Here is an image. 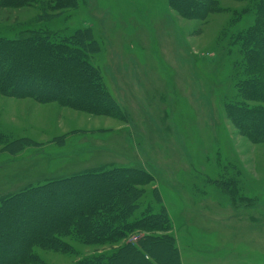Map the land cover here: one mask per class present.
Wrapping results in <instances>:
<instances>
[{"label": "rangeland", "instance_id": "374dc122", "mask_svg": "<svg viewBox=\"0 0 264 264\" xmlns=\"http://www.w3.org/2000/svg\"><path fill=\"white\" fill-rule=\"evenodd\" d=\"M180 1L0 0V38H70L78 53L62 55L63 62L72 59V74L75 65L92 78L100 74L114 101L105 112L98 111L105 102L90 108L97 98L91 88L80 90V105L62 103L54 97L59 85L76 83L68 81L69 71L58 64L39 71L34 58L13 54L0 60V75L13 71L18 81L16 93L0 91V231L9 238L8 254L26 252L27 241L26 255H32L17 264H77L148 235L173 236L180 264H264V133L254 132L250 122L256 119L250 113L264 106L252 96V87L264 94V51L245 40L264 22V0H209L197 16L185 14ZM77 37L94 44H79ZM51 57L41 61L47 65L55 61ZM113 167L142 173L129 221L164 213L168 230H129L100 245L84 244L71 232L64 239L73 253L59 243H33L29 230L43 215V199L45 224L59 215L58 206L80 201L74 190L38 186L56 181L53 189L61 190L87 180L98 187L102 172ZM95 189L86 193L93 196ZM30 190L37 193L21 205L26 214L17 213L18 194ZM155 243L154 263L179 264L166 241Z\"/></svg>", "mask_w": 264, "mask_h": 264}, {"label": "trees", "instance_id": "16d2710c", "mask_svg": "<svg viewBox=\"0 0 264 264\" xmlns=\"http://www.w3.org/2000/svg\"><path fill=\"white\" fill-rule=\"evenodd\" d=\"M5 1L6 0H1V2L3 3L12 4L14 2H17V5H21L25 2H28L29 0H8L7 2ZM73 1L74 0H72V2ZM208 1L209 0H189V3L186 5V3L181 0L180 4L182 7V11H184L185 14H189L190 16H197L204 15V6L206 5L205 2ZM202 2H204V4ZM260 27L264 28V22L262 23V20L258 21V23H256L254 27L249 29V31L245 35V40H247L249 43H253L256 47L258 45L261 50L264 51V31H262L263 33L256 32ZM51 36L52 35L50 34L44 35L43 33H31L28 37H23L19 40H7L0 38V60L4 58H10L9 55L11 54L18 56V58L29 57L31 59L34 58V60L36 61L35 66H38L39 71H43L46 68H55V65L58 64L61 69L69 71L72 74V68L70 67L72 64V59L70 61L67 60V62L64 63L62 55L67 56V54H70L71 52L78 53L77 44L70 42V38L67 37L52 40ZM72 38H76V35ZM87 38L90 37H77V43L80 44L85 41L87 47H89V44L91 42L94 44L93 39H91L92 41H89L86 40ZM53 52H57L59 54V57L55 58L56 56ZM51 56H53V58ZM43 57H51L52 59H55V61L50 60L49 63L47 62V65H44L45 63L41 61ZM85 63L87 64L89 70L92 71V73H94V70L97 74V71L95 70L97 68L94 65H92L90 62ZM26 66H31V64H26ZM74 68L76 69L75 73H73L72 76L69 75L70 77L67 78L69 79L68 81H75L77 83V88H75L76 83L75 85L60 84L58 87L59 92L54 97H58V100L62 103L64 102L72 106H78L80 104L78 103V101L75 100L80 97V90H91V88H93V91L91 92H94V97L97 98H91L90 108L96 109L97 107H100L99 102L100 104L105 102V107L100 108L98 110L101 112H105L108 109V105L110 104L109 102L114 101L105 90L103 84L99 82V80L101 79L100 74H97L98 79H96L92 78V75L88 73V71L87 73H84V70L83 72L80 71L79 65H75ZM27 71L33 72V70ZM1 73L2 74L0 75V91L9 94L16 93L18 90V81L17 76L15 78V73L13 71ZM91 79L98 80V83L91 82ZM247 83L248 82H246L245 85H247ZM245 88L246 91L249 93L248 88ZM252 88V96L257 100L264 101V94H257L256 88ZM32 94L35 95L37 98H39L40 96L38 92L33 91ZM62 94H64V96H62ZM46 97V99L49 98L47 95ZM259 113H261V115H258ZM252 115L256 116L255 120L250 117V122L253 123L252 128L254 132L260 131L264 133V106H258L257 108H255V110L250 113V116ZM261 122H263L262 125ZM15 143L16 141L9 144V146L14 147ZM102 173L103 174L101 175L103 181L98 187L93 185V181L87 180L73 183L71 186L67 185L65 187H62L61 190L53 189V185L57 183L56 181L48 182L40 187L38 186V188H40V191L51 190L55 191V193L58 192L62 194L74 190L75 192H79L77 195L80 194V201L76 203L71 202V204L69 203L68 205L58 206L57 208L59 210L57 214L59 215L51 219V222H49L47 219L48 224H45L44 219L47 214L46 209L48 207L46 206H48V204L43 199L40 202V204H42L45 209L43 215L41 214V219L37 223L38 225L35 227L36 223H32L31 225L34 227H31V229L29 230V237H34V244L42 245L44 247L49 248L56 247V243H59L60 247H65L67 248L68 252L73 253L76 250L73 247H70L68 242L64 239L66 236L70 235L71 232L76 233L84 244L100 245L103 243L117 242L121 240L122 237L125 238V234H127L129 230H135L139 228H142L143 230L155 229L157 231L168 230V228L170 227V219L168 218L167 214L164 213L149 214L140 218L137 221H129V214L131 213V211H133V209L137 208L135 203H137L136 200L141 195V192H139L135 188V185H137L136 182L138 181L136 177L140 178V176L142 175L141 171L131 168L113 167ZM112 173H116V176L110 175ZM115 177L117 179H115ZM150 177L151 176L148 175V178ZM89 187L97 188L95 190L98 191L95 192L92 196L88 192L86 193V191L90 189ZM109 189L113 190L112 193L109 192ZM27 192L29 195H26ZM36 193L37 191L30 190L26 192L24 191L22 194H18L19 198L15 201L16 205H13V208H16L19 211L17 213L26 214V212H24V210L22 209L21 205L27 202L26 200L29 198V196L32 199L33 194ZM160 216H163L162 222H156V224H153L154 226L156 225L159 228H155L152 224L148 226H142L146 225V223H148L150 219H156ZM31 218H34V216H32ZM119 218H121L122 220L120 226L117 225V222H114ZM117 229H119V232L115 233V231H118ZM56 234L59 235L57 236ZM164 236L165 235L144 236L143 238H139L137 244L125 242L123 245L117 247L111 253H107L106 251H104L100 255H95L94 257H88L86 259H83L77 264H157L154 263L155 261H153V258H156L157 255V248L155 246V242L163 240L166 241V243L170 246L171 252L173 254H177L180 264L179 253L177 251L176 246H174V237ZM7 242H10L7 234L0 231V251L3 253L7 252V256L0 258V264H17L20 262L30 261V257L32 255H30L29 258L26 255L28 248L27 241L25 242V246L23 248L26 250V252L23 250H15L13 253L10 254H8V249L4 248ZM153 243H155V247L152 246Z\"/></svg>", "mask_w": 264, "mask_h": 264}]
</instances>
